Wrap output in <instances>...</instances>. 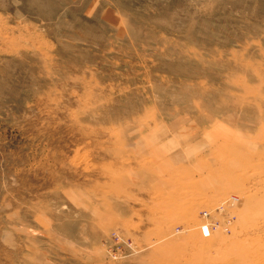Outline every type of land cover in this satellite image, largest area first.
<instances>
[{
  "label": "rangeland",
  "instance_id": "obj_1",
  "mask_svg": "<svg viewBox=\"0 0 264 264\" xmlns=\"http://www.w3.org/2000/svg\"><path fill=\"white\" fill-rule=\"evenodd\" d=\"M0 264H264V0H0Z\"/></svg>",
  "mask_w": 264,
  "mask_h": 264
},
{
  "label": "built area",
  "instance_id": "obj_2",
  "mask_svg": "<svg viewBox=\"0 0 264 264\" xmlns=\"http://www.w3.org/2000/svg\"><path fill=\"white\" fill-rule=\"evenodd\" d=\"M234 199H237L236 197H234ZM201 231L203 233V235L205 236H209L210 235V226L208 224H202L201 225Z\"/></svg>",
  "mask_w": 264,
  "mask_h": 264
}]
</instances>
